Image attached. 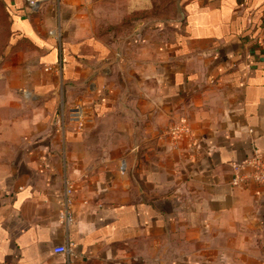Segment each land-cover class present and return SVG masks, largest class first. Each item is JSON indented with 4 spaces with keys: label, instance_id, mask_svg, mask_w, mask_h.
<instances>
[{
    "label": "crops",
    "instance_id": "obj_1",
    "mask_svg": "<svg viewBox=\"0 0 264 264\" xmlns=\"http://www.w3.org/2000/svg\"><path fill=\"white\" fill-rule=\"evenodd\" d=\"M0 3V264H264V0Z\"/></svg>",
    "mask_w": 264,
    "mask_h": 264
},
{
    "label": "built area",
    "instance_id": "obj_2",
    "mask_svg": "<svg viewBox=\"0 0 264 264\" xmlns=\"http://www.w3.org/2000/svg\"><path fill=\"white\" fill-rule=\"evenodd\" d=\"M46 1L48 0H26V3L31 9L36 10ZM262 36H264V32ZM171 131L172 135L177 138L180 135H188L192 139V133L187 122L173 127ZM232 166L234 170L232 185L240 186L250 180H254L257 183H264V155L259 150H255L252 156L242 162H235ZM68 218L71 220V216ZM54 250L57 253L73 254L71 247L66 245L56 246Z\"/></svg>",
    "mask_w": 264,
    "mask_h": 264
},
{
    "label": "trees",
    "instance_id": "obj_3",
    "mask_svg": "<svg viewBox=\"0 0 264 264\" xmlns=\"http://www.w3.org/2000/svg\"><path fill=\"white\" fill-rule=\"evenodd\" d=\"M0 13L2 14V16H4L7 19V22L6 21L4 22L5 29L7 30L6 31L7 35L5 36L4 39L0 40V58H1L5 48L7 47V44H9L10 38L12 36V32H11V29H10L9 14L6 12V9L4 8V5L1 4V3H0Z\"/></svg>",
    "mask_w": 264,
    "mask_h": 264
},
{
    "label": "rangeland",
    "instance_id": "obj_4",
    "mask_svg": "<svg viewBox=\"0 0 264 264\" xmlns=\"http://www.w3.org/2000/svg\"><path fill=\"white\" fill-rule=\"evenodd\" d=\"M5 21L7 22V19L4 16H2V14L0 13V40L4 39L5 36L7 35L6 33L7 30L5 29V26H4Z\"/></svg>",
    "mask_w": 264,
    "mask_h": 264
}]
</instances>
